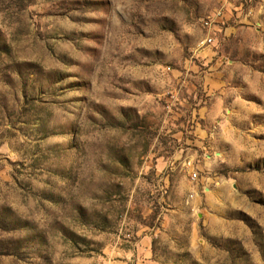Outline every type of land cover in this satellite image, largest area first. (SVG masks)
<instances>
[{"label": "rangeland", "instance_id": "374dc122", "mask_svg": "<svg viewBox=\"0 0 264 264\" xmlns=\"http://www.w3.org/2000/svg\"><path fill=\"white\" fill-rule=\"evenodd\" d=\"M0 264H264V0H0Z\"/></svg>", "mask_w": 264, "mask_h": 264}]
</instances>
